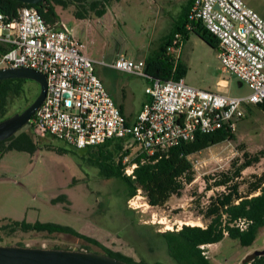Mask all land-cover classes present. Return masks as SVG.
Here are the masks:
<instances>
[{"label": "rangeland", "instance_id": "obj_1", "mask_svg": "<svg viewBox=\"0 0 264 264\" xmlns=\"http://www.w3.org/2000/svg\"><path fill=\"white\" fill-rule=\"evenodd\" d=\"M187 1L127 0L124 9L110 12L103 21L98 22L99 24H96V16H92L97 19L96 22H90L89 19L75 21V11L59 10V13L68 27L74 29V36L81 39L85 45V53L94 60L106 64L113 63L121 50L118 41L129 58L143 62L150 51L158 48L160 38L171 28L170 20L165 17L166 13L181 11ZM243 1L264 19V0ZM90 23L97 30L89 28ZM104 23L108 30L104 29ZM181 60L188 67L184 81L191 86L217 92L215 84L223 78L229 80V88L223 93L231 96H246L250 93L246 84L240 87L236 77L222 71L217 51L194 32L190 33L183 45ZM95 68L107 91L112 94L116 93L118 86L134 80L139 87L135 91V100L139 99L137 94H140L142 89L145 92L147 79L143 77L129 73L131 76H126L106 65L97 64ZM37 85L31 87L38 90L39 94ZM27 106L26 99H16L11 103L7 114L21 112ZM245 114V119L238 125L236 141L218 144L190 157L195 168V181L186 187L182 196L172 197L163 207L150 206L142 192L126 201L125 187L121 181L106 180L99 170L87 161L76 159L83 154L82 151L66 147L52 137L40 138L32 135L39 147L36 155L10 151L0 159V228L9 224V221L59 223L93 236L103 245L121 251L137 261L143 260L148 264H177L168 255L166 245L158 234L181 229L183 225L205 227L208 222L201 217L200 210L210 204L212 197L225 191L223 187L214 186L207 190L205 178L231 169L232 161L242 158V144L250 153L264 149V112L257 106H250L249 110L245 109ZM30 129L31 125H27L19 134ZM24 141L28 142L26 139ZM60 146L72 151L68 155L75 159L65 154H56V148ZM132 153L137 154L138 149H133ZM76 154V157L73 156ZM262 173L264 159L244 170L243 177L246 181L252 175ZM72 174V183L68 187L75 189V199L71 196L72 206L66 204L62 209L85 213L92 219L84 215L67 214L57 206L45 203L46 191L54 192L64 177ZM246 187L242 184V191H246ZM20 244L28 247H59L81 251L88 250L89 246L79 238L67 234L48 237L18 232L8 235L0 229V245ZM89 247L93 251H101L97 246ZM258 250H264V228L251 247H243L238 240L225 238L221 243L207 248L213 264H243L247 255Z\"/></svg>", "mask_w": 264, "mask_h": 264}, {"label": "built area", "instance_id": "obj_2", "mask_svg": "<svg viewBox=\"0 0 264 264\" xmlns=\"http://www.w3.org/2000/svg\"><path fill=\"white\" fill-rule=\"evenodd\" d=\"M198 26L218 41V58L224 72L250 89L246 96L199 89L182 80H153L146 88L149 101L134 122H128L96 73L97 64L139 77H146L143 62L125 55L113 63L94 60L85 45L60 19L48 23L34 7H23L14 18L0 11V68L25 67L44 74L47 93L30 124L37 137H52L64 145L82 150L112 139H125L126 149H138L137 156H153L196 133L225 129L236 133L245 119V109L264 102V19L243 0H194L187 30ZM183 36L176 34L166 55L175 63L181 59ZM128 159L124 160L127 163ZM137 164L128 166L134 178ZM248 221L235 226L244 230ZM203 245L204 255L208 256Z\"/></svg>", "mask_w": 264, "mask_h": 264}, {"label": "trees", "instance_id": "obj_3", "mask_svg": "<svg viewBox=\"0 0 264 264\" xmlns=\"http://www.w3.org/2000/svg\"><path fill=\"white\" fill-rule=\"evenodd\" d=\"M71 1L46 0L40 4L29 5L16 0H0V11L9 18H14L21 8L34 7L46 22L55 23L60 21L56 6L66 8ZM193 2L194 0H188L183 5L182 12L173 22L169 33L160 40L158 48L145 57V79L149 83L153 80H182L187 76V65L181 59L175 63L166 55L167 47L176 34L183 36V44H185L190 33L194 32L208 46L215 50L218 48L217 39L205 28L198 26L192 31L187 30L188 14ZM106 13L107 11H96L95 15L97 18H102ZM73 15L82 20L89 18L87 11H75ZM7 50L6 47L0 46V54ZM31 85L37 84L26 79L0 81V121L8 117V109L14 100L23 98L29 105L36 99L38 90H34ZM256 106L264 112V102ZM32 135L34 134L30 129L28 132L18 133L0 142V159L10 151L36 152L38 144L35 143ZM236 140V133H230L225 129L207 134L198 132L193 140L179 142L167 151H158L148 157L145 154L133 155L132 149L125 148V139H112L102 145L80 150L83 153L80 157H76L77 154L73 156L97 168L104 179L121 181L125 187L126 201L138 195V192H142L150 206L163 207L172 197L182 196L186 187L195 181V168L190 160L192 155L218 144ZM240 151L242 158L234 159L231 169L205 178L207 190H211L212 186L225 188L224 193L212 197L210 204L200 210L201 217L208 222L207 225L205 227L183 225L181 229L167 230L158 234L166 245L168 255L177 264H213L209 257L203 254L204 250L201 246L219 244L225 238H230L238 240L243 247H251L264 228V173L254 174L246 181L243 177L244 170L264 159V149L250 153L242 144ZM56 152L63 155L72 153L63 146L56 148ZM125 159H128L127 163H124ZM135 163L137 167L134 170V178L127 176L126 168ZM242 184L247 186L246 191H242ZM244 219L249 223L246 229L241 230L235 226V223ZM17 229L70 233L101 249L99 252H94L103 253L129 264H148L143 260L137 261L121 251L113 250L97 239L81 235L68 226L54 223L32 225L25 222H13L11 225L4 226V230H9V232ZM249 263L264 264V256L254 259L248 256L243 264Z\"/></svg>", "mask_w": 264, "mask_h": 264}, {"label": "water", "instance_id": "obj_4", "mask_svg": "<svg viewBox=\"0 0 264 264\" xmlns=\"http://www.w3.org/2000/svg\"><path fill=\"white\" fill-rule=\"evenodd\" d=\"M36 5L45 0H16ZM26 79L39 85L36 99L23 111L0 121V142L8 140L26 127L35 112L42 105L47 93V78L33 69L0 68V81ZM243 83L239 81L241 87ZM0 264H129L122 260L94 251L69 250L61 248L28 247L21 245H0Z\"/></svg>", "mask_w": 264, "mask_h": 264}, {"label": "flooded vegetation", "instance_id": "obj_5", "mask_svg": "<svg viewBox=\"0 0 264 264\" xmlns=\"http://www.w3.org/2000/svg\"><path fill=\"white\" fill-rule=\"evenodd\" d=\"M115 1H117V0H110V1H107V0H81V1L72 0L71 3L69 4V6H67L66 8L64 6H56V9L61 10V11H71V10L72 11H87V12H89V16H96L95 15L96 11H110L113 8V6H114ZM10 116H12V115H8V117H10ZM35 143L38 144L36 141H35ZM38 152H39V147H38V150L36 152H34V153L33 152L32 153L28 152V153L31 154V155H36ZM56 154H59V153H56ZM59 155H63V154H59ZM65 155H67V154H65ZM68 156H70V155H68ZM70 157L72 159L74 158L72 156H70ZM72 176H73V174L70 175L69 177H64L63 181L59 185H57L55 187L54 192H51L49 190L46 191V193H47L46 197L47 198H46V200L44 199L45 203L51 204V205H55L60 210L64 211L67 214H70V215H73V214L76 215V216L84 215V216L90 217L89 215H87L85 213H79L78 211L77 212H74V211L73 212H68V210H63L62 209V206L64 208V206L66 204H69V205L71 204V198H70L71 196H72L73 200L75 199V197L73 195L75 193V189L68 187V185L72 183ZM70 180H71V182L69 183ZM73 187H75V186H73ZM70 206H72V205H70ZM9 222L10 223L6 224V225H11L13 222H20V223L21 222H25V223L32 224V225L43 224V223H54V222H40V221H36L34 223L33 222H27V221H9ZM54 224H58V225H61V226H68V225H62V224H59V223H54ZM6 225H4V226H6ZM4 226H2L0 229L5 231V233H7L8 235H13V234H16L18 232L23 233V234H37V235H42V236L46 235L48 237L54 236V235H58V234L70 235V233H64V232H60V231H53V232L43 231V230H28L27 231V230H23V229H17L14 232H9V230H4ZM68 227L72 228L74 231H76L77 233H79L81 235L89 236V235L83 233L82 231L75 229L72 226H68ZM74 237H76V236H74ZM89 237L94 238L93 236H89ZM77 238H79V237H77ZM79 239L84 241V242H86L85 240H83L81 238H79ZM86 243L89 244L88 242H86ZM90 245L91 244H89V246ZM89 246L87 247V249H91V247H89ZM90 251H92V250H90ZM248 256H251L253 259L255 257L264 256V250H261V251L258 250V251L254 252V253H250L249 255H247V257ZM249 264H251V263H249Z\"/></svg>", "mask_w": 264, "mask_h": 264}, {"label": "crops", "instance_id": "obj_6", "mask_svg": "<svg viewBox=\"0 0 264 264\" xmlns=\"http://www.w3.org/2000/svg\"><path fill=\"white\" fill-rule=\"evenodd\" d=\"M126 1L127 0H117L115 1L114 3V6L113 8L110 10V11H107V13L102 17V18H97L98 21L96 24H99L98 22H101V20L103 21V19L105 18V16L107 14H110V12H113L115 13V11H121L122 9L125 8L124 5H126ZM137 1H141V0H137ZM57 12L59 13V10L57 9ZM182 11H177V13H174L172 11H168L167 16H165L166 18H168L170 20V27H172L173 25V22L175 21L176 18H178L177 16L181 13ZM173 14V15H170V14ZM60 15V19H62L61 17V14L59 13ZM171 16V18L169 17ZM174 17V18H173ZM75 21H84L85 19H77L76 17L73 18ZM89 21L90 22H96L97 19L93 18L92 16H89ZM96 26V25H95ZM104 29L105 30H108L109 28H106L105 27V23H104ZM69 28L72 30V33L74 35V29L71 28L69 26ZM89 28H92L94 30H97L95 29V27L93 25H91L90 23V27ZM171 29V28H170ZM170 31V30H169ZM169 33V32H168ZM167 33V34H168ZM165 34V35H167ZM164 35V36H165ZM164 36H162L160 39H162ZM190 36V35H189ZM77 38V37H76ZM81 40V39H80ZM117 44L119 45L120 49L119 50V53L121 55H125L127 56V53L123 50V46H121V44L117 41ZM118 51V50H117ZM217 51V57H218V50L216 49ZM151 52V51H150ZM149 52V53H150ZM119 53L117 54L118 57L119 56ZM182 54H183V51H182ZM117 57V58H118ZM128 57V56H127ZM116 58V59H117ZM129 58V57H128ZM131 59V58H130ZM181 59H182V55H181ZM219 59V58H218ZM133 60V59H132ZM135 61V60H134ZM220 62V60H219ZM221 65V63H220ZM114 69V68H113ZM116 70V69H115ZM119 71V70H118ZM223 71V69H222ZM121 72V71H119ZM224 72V71H223ZM122 74H125L126 76H131L129 75L128 73H125V72H121ZM124 75V76H125ZM102 81V80H101ZM103 82V81H102ZM149 84V81H146V85L148 86ZM104 85V83H103ZM105 86V85H104ZM147 86H145V92H143V89L141 90L140 94H137V96L139 97L138 100H135L137 99L136 97V90L138 87V84H136L135 80L134 81H131V82H126V83H123L121 86H118L119 89L116 90V93H111L109 92L110 96L112 97V99L114 100V102L116 103V105L120 108L122 114L124 115V117L126 118V120L128 122H134L139 114V112L142 110V107L144 106L145 103H147L149 101V96L146 94V88ZM143 87V86H142ZM215 87L217 88V92H225L227 91V89L229 88V80H226V79H223V78H220L216 84H215ZM106 88V87H105ZM107 89V88H106ZM108 90V89H107ZM120 92V93H119ZM248 110H249V107H247ZM216 245V244H214ZM211 246V245H210Z\"/></svg>", "mask_w": 264, "mask_h": 264}, {"label": "bare ground", "instance_id": "obj_7", "mask_svg": "<svg viewBox=\"0 0 264 264\" xmlns=\"http://www.w3.org/2000/svg\"><path fill=\"white\" fill-rule=\"evenodd\" d=\"M168 228V227H167ZM170 228V227H169Z\"/></svg>", "mask_w": 264, "mask_h": 264}]
</instances>
